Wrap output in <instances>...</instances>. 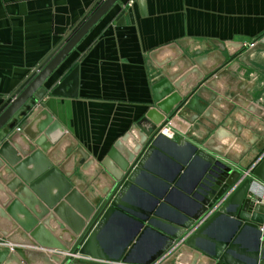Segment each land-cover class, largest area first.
Wrapping results in <instances>:
<instances>
[{
    "label": "water",
    "instance_id": "obj_1",
    "mask_svg": "<svg viewBox=\"0 0 264 264\" xmlns=\"http://www.w3.org/2000/svg\"><path fill=\"white\" fill-rule=\"evenodd\" d=\"M99 1L33 70L21 92L3 104L11 100L0 112V264H70L76 254L151 264L195 227L164 264H264V200L253 179L264 182V158L246 177L234 168L241 154L216 149L230 165L185 137L176 141L163 132L178 115L193 124V132L202 131L199 143L211 134L204 146L209 151L216 152L211 147L224 135L230 137L229 148L237 143L241 153L252 149L251 141L264 134L262 100L253 101L250 93L255 80L250 76L240 91L222 79V68L243 52L240 60L247 62L264 49V33L247 46L214 41L217 51L193 61L177 43L151 51L155 106L103 158L80 148V172L90 170L82 182L86 186L79 187V173L53 166L39 148L46 138L57 143L66 132L44 105H32L46 93L49 76L121 3L104 0L97 6ZM211 58L216 62L206 67ZM181 60L185 71L170 74ZM17 113L26 117L20 126L13 120ZM250 131L255 134L249 136ZM4 238L41 248L9 247L1 244Z\"/></svg>",
    "mask_w": 264,
    "mask_h": 264
},
{
    "label": "crops",
    "instance_id": "obj_2",
    "mask_svg": "<svg viewBox=\"0 0 264 264\" xmlns=\"http://www.w3.org/2000/svg\"><path fill=\"white\" fill-rule=\"evenodd\" d=\"M97 1L0 0V112L11 101L3 105L6 99L21 92L33 70L56 52L65 36ZM263 33L264 0H121L49 76L44 84L46 93L32 105L33 109L44 105L66 132L57 143L46 138L39 148L49 156L53 166L65 165V170L73 175L79 173V187L86 186L82 182L87 180L90 170L80 172L84 156L80 148L90 157L103 158L114 143L155 106L153 70L149 63L151 51L177 43L193 61L198 54L217 51L214 41L239 42L247 46ZM243 54L229 63L233 69L228 68L229 64L222 68V79L242 91L241 87L249 85L250 76H253L255 85L250 93L253 101L262 100L264 108V49L251 53L247 62L240 60ZM209 61L216 62L214 58ZM185 68L177 72L183 73ZM27 103L31 104L32 99ZM25 118L17 113L13 120L20 126ZM259 120L264 122L261 117ZM168 125L174 131V135L166 134L169 138L177 141L185 137L230 165L233 164L229 158L218 156V150H225L231 156L241 154L234 168L241 169L242 173L245 171L246 177L250 176L247 171H253L264 158V134L257 135L251 141L252 149L244 153H241L243 146L240 144L234 143L229 148L230 137L224 135L225 141L215 140L211 149L218 150L212 152L204 147L211 134L199 143L202 131L193 132V124L178 115ZM253 125L256 129L262 128L259 123ZM253 134L250 131L248 135ZM253 179L256 189L262 192L264 182ZM1 244L41 248L9 242L6 238ZM43 250L49 252V249Z\"/></svg>",
    "mask_w": 264,
    "mask_h": 264
},
{
    "label": "built area",
    "instance_id": "obj_3",
    "mask_svg": "<svg viewBox=\"0 0 264 264\" xmlns=\"http://www.w3.org/2000/svg\"><path fill=\"white\" fill-rule=\"evenodd\" d=\"M169 124V123H168ZM166 125L164 128H163V132L165 133V134H169V135H174V131H173V129H172V127H171V125ZM261 198H262V200H264V189H263V191H262V193H261ZM203 222V221H202ZM202 222H200V223H198V225L197 226H200L201 224H202ZM196 230V227L193 229H190L189 231H188V235L187 236H185V239H187V238H189L191 235H192V233H194V231ZM185 239L183 240V241H181V243H178V244H176V245H174L171 249H169L166 253H164L162 256H160L156 261H154L153 263H151V264H164V262L166 261V260H168V258L182 245V244H185L186 243V241H185ZM68 255V254H67ZM77 257H87V258H91V257H88V256H83V255H79V254H76V255H74V259H73V261L70 263V264H75L74 263V260L77 258ZM113 263H117V264H124L125 262H123V261H119V262H113Z\"/></svg>",
    "mask_w": 264,
    "mask_h": 264
},
{
    "label": "rangeland",
    "instance_id": "obj_4",
    "mask_svg": "<svg viewBox=\"0 0 264 264\" xmlns=\"http://www.w3.org/2000/svg\"><path fill=\"white\" fill-rule=\"evenodd\" d=\"M188 240V239H185V241ZM85 258V257H84ZM87 258V257H86ZM92 259H87V260H80V259H75L74 262L75 264H114L113 262H106V261H103V262H96V261H90Z\"/></svg>",
    "mask_w": 264,
    "mask_h": 264
},
{
    "label": "bare ground",
    "instance_id": "obj_5",
    "mask_svg": "<svg viewBox=\"0 0 264 264\" xmlns=\"http://www.w3.org/2000/svg\"><path fill=\"white\" fill-rule=\"evenodd\" d=\"M186 63L183 61V60H181L180 61V63H179V66H177L176 68H174V69H168V72L170 73V74H173L174 72H176V70H178L179 68L178 67H180V68H182V67H184V65H185ZM206 64H208V65H212V64H214L212 61H208ZM205 64V65H206ZM220 141H225V138H224V136H221L220 138H219V142Z\"/></svg>",
    "mask_w": 264,
    "mask_h": 264
}]
</instances>
